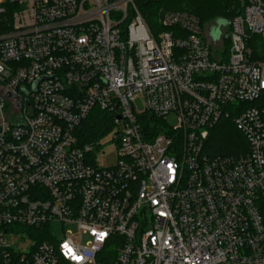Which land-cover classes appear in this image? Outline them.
Returning a JSON list of instances; mask_svg holds the SVG:
<instances>
[{
  "label": "built area",
  "instance_id": "2783aa9c",
  "mask_svg": "<svg viewBox=\"0 0 264 264\" xmlns=\"http://www.w3.org/2000/svg\"><path fill=\"white\" fill-rule=\"evenodd\" d=\"M136 1L0 0V264H264V0L217 42ZM222 121L244 142L211 156Z\"/></svg>",
  "mask_w": 264,
  "mask_h": 264
},
{
  "label": "trees",
  "instance_id": "16d2710c",
  "mask_svg": "<svg viewBox=\"0 0 264 264\" xmlns=\"http://www.w3.org/2000/svg\"><path fill=\"white\" fill-rule=\"evenodd\" d=\"M136 4L147 25L152 31L160 29V19L169 12L184 11L195 15L206 25L213 21H223L226 25L241 14L246 0H137ZM3 29H0L2 33ZM227 48L229 43H226ZM208 142L211 156L235 155L237 146L244 142V137L234 128L230 121H222ZM112 130V118L95 109L77 131L79 143L84 145L104 138ZM236 131V133H235ZM45 239V234L37 233ZM47 239V238H46Z\"/></svg>",
  "mask_w": 264,
  "mask_h": 264
},
{
  "label": "rangeland",
  "instance_id": "374dc122",
  "mask_svg": "<svg viewBox=\"0 0 264 264\" xmlns=\"http://www.w3.org/2000/svg\"><path fill=\"white\" fill-rule=\"evenodd\" d=\"M205 32H211V38L213 41L217 42L219 41L221 34L225 31V29H228L227 25L223 21H213L211 23H208L206 25H203ZM137 110L142 111L143 110V98L139 97L136 102ZM168 122L171 126L176 125V120L173 116L168 118ZM236 133V131H235ZM106 139L102 140V143L105 142ZM114 144L109 143L105 147L102 148V151L98 155V160L100 162V165L103 167L110 166L115 162V156H114ZM68 229L73 230L76 232V226L70 225L68 226Z\"/></svg>",
  "mask_w": 264,
  "mask_h": 264
}]
</instances>
